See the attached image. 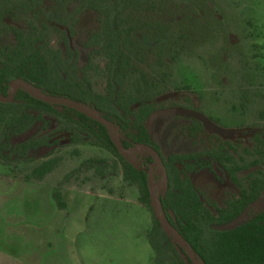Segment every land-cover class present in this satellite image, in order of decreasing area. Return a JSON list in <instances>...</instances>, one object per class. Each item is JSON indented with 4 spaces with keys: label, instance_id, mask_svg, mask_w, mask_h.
<instances>
[{
    "label": "trees",
    "instance_id": "trees-1",
    "mask_svg": "<svg viewBox=\"0 0 264 264\" xmlns=\"http://www.w3.org/2000/svg\"><path fill=\"white\" fill-rule=\"evenodd\" d=\"M174 0H0V95H8L15 80L52 95L68 97L97 110L117 129L125 148L144 145L160 155V174L165 191L159 195L170 225L192 249L202 264H264V196L258 209L255 202L264 191V126L250 129V142L233 141L209 130V122L189 114L184 133L194 141L204 140L202 149L165 154L153 139L150 118L166 108L164 84L168 67L183 52L188 25L163 21ZM85 15L93 26L79 40L83 54L74 45ZM56 45H51V35ZM169 40L157 49H147L141 36ZM173 37L179 41L174 40ZM170 57L166 59V54ZM100 80L95 89L93 81ZM180 108L196 113L198 105L190 96L196 90L182 88ZM198 99L200 96H197ZM219 123L218 118L209 117ZM73 143L91 140L114 156L110 166L105 157H89L70 175L92 169L105 176L111 170L134 187L138 201L150 213L151 226L145 236L152 250V264H194L185 250L162 229L150 204L148 170L139 169L129 156L119 153L106 128L70 107L42 102L18 89L10 102L0 101V160L4 163L35 164L22 180L41 182L61 162L56 152L60 137ZM57 135L58 137H54ZM152 163L147 156L143 165ZM208 170L219 183L230 181L234 194L221 205L206 197L192 175ZM58 204L60 194L55 190ZM254 209L244 222L228 224Z\"/></svg>",
    "mask_w": 264,
    "mask_h": 264
},
{
    "label": "rangeland",
    "instance_id": "rangeland-1",
    "mask_svg": "<svg viewBox=\"0 0 264 264\" xmlns=\"http://www.w3.org/2000/svg\"><path fill=\"white\" fill-rule=\"evenodd\" d=\"M174 1L172 10L159 19L186 23L188 39L175 62L155 69L158 75L166 71L168 76L162 96L166 108L149 121L153 138L165 152L202 148V143L195 144L181 131L188 114L209 122V130H215V125L226 128L228 131H216L234 138L242 130L264 126V0ZM93 20L92 15H85L79 27L74 45L82 54L85 51L79 40L92 28ZM141 40L147 49L169 43L144 35ZM50 42L56 45L55 35ZM169 57L167 53L166 59ZM95 80L98 90L101 82ZM185 85L197 92L190 94L198 105L196 113L177 105ZM57 135L61 136L56 152L61 162L41 182L22 180L41 159L32 164L0 160V249L30 264H152L145 236L151 217L138 201L137 190L113 170L105 176L92 169L70 175L86 158L105 157L112 166L114 156L93 140L73 143L65 135ZM146 154L147 150L135 149L130 160L141 167ZM154 172L162 175L159 165ZM192 179L219 205L234 194L230 181L220 184L207 171ZM152 187L161 195L164 178L153 179ZM55 190L64 206L54 197ZM252 211L248 209L242 217Z\"/></svg>",
    "mask_w": 264,
    "mask_h": 264
},
{
    "label": "water",
    "instance_id": "water-1",
    "mask_svg": "<svg viewBox=\"0 0 264 264\" xmlns=\"http://www.w3.org/2000/svg\"><path fill=\"white\" fill-rule=\"evenodd\" d=\"M18 89H22V90L26 91L30 96H32V97H34V98H36L42 102L57 104L59 106L70 107L74 110H77L78 112L85 114L89 118H92L93 120L101 123L106 128L112 142L114 143L117 150L121 154H124L126 156H130L136 148H141V149L147 150L154 158V162L151 165L150 172L148 174V185H149L150 204H151V207H152L153 212L155 214V217L159 220L162 229L167 233V235H169L175 243H178L182 246V248L185 250L187 256L192 260V262L194 264H202L201 261H198L196 259V257L193 256L192 249H191L190 245L170 225V223L167 221V219L163 213L159 198L156 195L155 190L152 187V180L154 179L155 167L157 165H159L161 168L160 158H159L158 154L152 148L144 146V145H136V146H133L131 148L126 149L125 147H123L121 145V143L119 142V140L117 138V135H118L117 129L110 123L109 120H107L106 118L101 116L97 110L90 108L88 105H86L83 102L73 100V99H70L68 97H60V96H56V95H52V94L43 92V91L29 85L28 83L21 81V80H18V79H15L10 83V85L8 87V95L6 97L0 95V101L10 102L12 100L15 92ZM164 191H165V189H164ZM263 196H264V191L261 193L260 198L255 202V205L257 206V208H260L261 200H262ZM246 218H247V216L240 217L239 219L232 221L228 224L218 226V229H220V230L231 229V228L241 224L242 222H244Z\"/></svg>",
    "mask_w": 264,
    "mask_h": 264
},
{
    "label": "flooded vegetation",
    "instance_id": "flooded-vegetation-1",
    "mask_svg": "<svg viewBox=\"0 0 264 264\" xmlns=\"http://www.w3.org/2000/svg\"><path fill=\"white\" fill-rule=\"evenodd\" d=\"M61 97V96H60ZM55 105H57V104H55ZM59 106V105H58ZM59 107H61V106H59ZM184 110H186V109H184ZM77 111V110H76ZM187 111V110H186ZM188 112H189V110H188ZM101 115V114H100ZM102 116V115H101ZM189 114L187 115V116H185L184 117V120H185V122L182 124V126H181V131H182V133L186 136V138H188V139H191L195 144H198V143H202L203 145V147H204V143L205 142H207L208 141V139H209V137H207V136H204L203 137V140L205 141H203V140H196V141H194L192 138H190V137H188L185 133H184V124H186L188 121H189ZM88 117V116H87ZM92 119V118H91ZM260 127H262V126H260ZM250 129L251 128H249V129H247V130H242V132L238 135V136H236L235 138L233 137V136H231V139L233 140V141H236V140H239L240 139V141L242 142V143H245V144H248L249 142H250V138H249V134H250ZM234 135V134H233ZM54 137H58L57 135H55ZM117 138H118V140H119V134L117 135ZM205 138H207V140H205ZM154 139V138H153ZM155 140V139H154ZM157 143H158V141L157 140H155ZM60 143H61V140H60ZM159 145H160V143H158ZM161 146V145H160ZM133 147V146H132ZM202 147V148H203ZM131 148V147H130ZM200 147H198V148H195V149H199ZM202 148H200V149H202ZM126 149H128V148H126ZM136 149H141V148H136ZM161 149H162V146H161ZM195 149H193V150H195ZM193 150H190V151H193ZM155 151V150H154ZM162 151L165 153V154H167V153H170V152H179V151H169V152H165L163 149H162ZM156 152V151H155ZM180 152H188V151H180ZM157 153V152H156ZM133 154V153H132ZM131 154V155H132ZM158 154V153H157ZM131 155L129 156V157H131ZM147 156H151V158H152V163L151 164H149V165H147V166H144L143 165V163H144V160L146 159V157ZM158 156H159V158H161L160 157V155L158 154ZM153 162H154V158H153V156L149 153V154H146V156H144V159L142 160V162H141V167L140 166H138L136 163H134V165L137 167V168H139V169H147L148 170V174H149V170H150V167H151V165L153 164ZM201 171H207V172H209L208 170H201ZM201 171H199V172H201ZM199 172H197V173H199ZM197 173H195V174H197ZM210 173V172H209ZM211 174V173H210ZM194 175V174H193ZM192 175V176H193ZM212 175V174H211ZM191 176V177H192ZM212 177H213V175H212ZM214 178V177H213ZM215 179V178H214ZM193 180V179H192ZM216 180V179H215ZM217 181V180H216ZM229 181V180H228ZM218 182V181H217ZM227 182V181H226ZM225 182V183H226ZM219 183V182H218ZM225 183H222V184H225ZM221 184V183H220ZM233 185V184H232ZM234 186V185H233ZM200 189V188H199ZM201 190V189H200ZM202 191V190H201Z\"/></svg>",
    "mask_w": 264,
    "mask_h": 264
},
{
    "label": "crops",
    "instance_id": "crops-1",
    "mask_svg": "<svg viewBox=\"0 0 264 264\" xmlns=\"http://www.w3.org/2000/svg\"><path fill=\"white\" fill-rule=\"evenodd\" d=\"M0 264H30L14 253L0 249Z\"/></svg>",
    "mask_w": 264,
    "mask_h": 264
},
{
    "label": "bare ground",
    "instance_id": "bare-ground-1",
    "mask_svg": "<svg viewBox=\"0 0 264 264\" xmlns=\"http://www.w3.org/2000/svg\"><path fill=\"white\" fill-rule=\"evenodd\" d=\"M140 150V149H139Z\"/></svg>",
    "mask_w": 264,
    "mask_h": 264
}]
</instances>
